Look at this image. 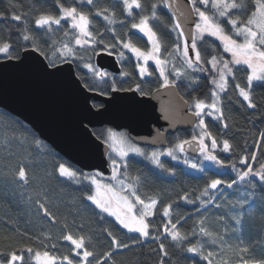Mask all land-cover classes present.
<instances>
[{"label": "snow or ice", "instance_id": "snow-or-ice-1", "mask_svg": "<svg viewBox=\"0 0 264 264\" xmlns=\"http://www.w3.org/2000/svg\"><path fill=\"white\" fill-rule=\"evenodd\" d=\"M119 3L122 8L121 15L124 17L119 20L113 8L100 6L101 0H71V3L68 0H55L58 13L40 10L31 14L17 12L16 6L10 3L7 12L0 11V23L8 29L6 33L0 31V61H22L34 53L35 58L39 60V69L45 73L61 72L64 65H69L70 71L73 65L77 69H87L93 77L101 81L108 78L111 81L108 88H89L85 82L84 87L88 91L99 95L119 91H135L141 96L148 93L141 83L129 88L118 84L112 73L92 62L93 56L106 53L109 56L115 55L121 62L131 57L135 61L139 80L155 76L159 81L157 92L163 88L171 94L169 108L164 110V119L169 121V126L171 127L173 119L180 117L181 123L199 129L198 134L177 138L170 147L148 152L133 143L127 134L108 129L106 134L102 133L97 138L109 149L110 175L106 176L99 170L83 172L63 162L56 164L55 172L59 177L85 186L83 198L98 210L97 215L101 221L110 217L120 229L136 233L134 244L142 242L141 238L158 240L162 229L163 234L170 237L171 241L178 242V247L187 244L184 250L194 256H200L207 264H228L227 260L216 257L212 251L205 254L204 243L200 240L193 242L188 232L181 230L182 222L186 223L187 219H191V215L173 217L174 202L163 205L161 216L165 218L164 223H152L161 201L142 198L139 193L142 176L132 175L129 154L142 157L171 176L176 175V169L166 167L161 160L162 156L183 163L205 176H208V170L203 166L204 161H210L219 168H231L236 172L235 178L231 180L221 178L222 174L209 177L199 195L186 190L177 195L178 201L197 205L196 212L200 215L197 222L199 235L208 238L213 244L222 240V237L206 224V217L200 210L207 211L212 205L221 207L216 201L224 195L222 186L224 189H232L244 184L255 189L256 180L264 185V162H260L259 167L250 164L249 160L259 161L255 153L239 157L243 168H237L235 162L229 163L221 159L216 152L219 145L222 144L221 150L226 153L233 150V145L227 138L218 142L208 130L205 118L220 121L225 129L228 128V124L223 122L224 97L230 87L234 88L247 108L258 107L252 88L254 82L264 84V0H153L150 10L146 9L144 0H119ZM161 8L167 9L171 14L173 23L170 31L175 33V42L171 48L164 43L162 35L153 23L160 20ZM97 17L106 21L107 25L118 22L127 31L121 36L114 27L107 28L106 31L111 34L109 42L105 33L98 31L93 23ZM13 23L17 24L15 33L8 27ZM56 33H62L63 39H53ZM135 35L146 38L147 47H141L133 39ZM207 37L215 38L219 44L206 39ZM89 52L91 55H85ZM237 73L246 75L243 85L237 82ZM120 75L125 78L132 76L127 71H121ZM202 75L210 78V93L203 98L191 96L189 93L191 99H185L179 92L181 84L186 81L185 87L195 92ZM93 107L99 108L100 105L94 104ZM259 135L260 146L264 147V131ZM32 140L37 149H44L41 140L34 136ZM208 140L211 141V147ZM189 150L203 159L199 162L190 160L184 155ZM12 181L21 187L29 184L26 166L22 164L15 170ZM251 195L252 192L244 194L237 199L236 204L243 208L249 203ZM35 202L45 216L55 221L39 193ZM218 219L222 221L224 217ZM233 219L235 224L242 225L243 214ZM82 227L79 232L68 230L62 235L61 239L70 245L68 254L57 257L48 250L34 251L29 247L18 251L9 248L6 253L0 254V264H25V251L34 255L37 264H109L114 252L109 250L98 255L92 250L91 237L83 234ZM104 232L110 238V248L129 247V244L122 242L110 228H105ZM153 232L156 235H153ZM191 235L196 237L197 231L193 230ZM52 247L55 248L56 245L53 244ZM159 249L164 256L169 255L163 242L159 243ZM241 259L242 264H249L248 260ZM160 264H164L163 260ZM259 264H264V261Z\"/></svg>", "mask_w": 264, "mask_h": 264}, {"label": "trees", "instance_id": "trees-1", "mask_svg": "<svg viewBox=\"0 0 264 264\" xmlns=\"http://www.w3.org/2000/svg\"><path fill=\"white\" fill-rule=\"evenodd\" d=\"M71 3V0H68ZM153 0H144L146 9L150 10ZM10 3L16 6L17 12L31 14L35 11L45 10L58 13L55 0H0V11L7 12ZM101 7H110L117 14V19H123L121 15L122 8L119 0H101ZM251 7V5H250ZM87 11V7H85ZM160 20L153 21L157 31L162 35L164 43L171 48L175 42V33L170 31L172 26L171 14L167 9L159 10ZM93 23L96 29L105 33V38L111 42V34L106 31L109 27H114L117 34L123 36L127 29L120 26L117 22L114 25H107L102 18H94ZM15 33L17 24L13 23L8 26ZM67 27V25H65ZM3 23H0V31L7 32ZM135 32V30H133ZM53 39H63L62 33H56ZM133 39L141 46L147 47L146 38L141 35H135ZM206 39L219 44L215 38L207 37ZM85 55H91L86 53ZM95 57L92 62L96 64ZM122 71L132 74L131 77H121L120 74L112 73L118 84L124 88L134 87L136 83H141L143 89L150 93L154 88L159 87V81L155 76L145 78L143 81L138 79L135 69V61L131 57L122 64ZM76 68V67H75ZM77 74L83 84L87 82L88 87L108 88L111 81L105 78L104 81L93 77L87 69H77ZM206 75L201 76L200 84L195 92L186 88V81L181 84L179 92L185 96V99H191V96L204 97L210 93L211 85ZM246 81L244 73H237V82L242 85ZM111 93V92H110ZM109 93V94H110ZM253 98L257 103L256 109H249L238 97L234 88L230 87L227 96L224 97V121L228 128L223 127V123L213 118H205L208 130L219 141L227 138L233 145L231 152H223L222 144L219 145L217 155L226 162H235L237 168H243L239 163V157L246 154L255 153L259 161H251L259 167L260 162H264V147L260 146V132L264 131V84L254 82L252 88ZM108 94V95H109ZM95 105H102L101 102L92 101ZM109 126L94 128V133L98 136L108 130ZM196 129L187 131L180 130L168 138V146L176 142L177 138H188L196 134ZM36 137L44 144V149H37L32 137ZM27 137V139H25ZM211 145V141H207ZM153 148L146 147V150ZM198 162L199 155L192 157ZM162 162L166 167L175 168L176 175L171 176L144 160L142 157L130 156L129 163L132 175L140 174L142 183L139 187V193L142 198L158 199L157 215L152 218L154 225H161L165 218L161 216L163 205L174 202L173 217L176 215H191V219L182 222V231L188 232L189 238L195 242L200 240L204 243L205 254L212 251L216 257L227 260L228 264H242V259L249 261V264H259L264 261V185L255 181V189H251L244 184L234 186L232 189L222 190L224 195L216 203L221 204L220 208L215 205L209 206L207 211L201 209V214L206 217V224L211 230L217 232L222 240H217L215 244L206 237H201L198 233V220L200 215L197 214L196 204H187L177 200V195L186 190L189 193L195 192L199 195L200 189L205 185L209 177H215L222 174L221 178L231 180L235 178L236 172L231 168H219L212 162L205 163L204 167L208 170V176L198 171L192 172L183 163H178L171 158L163 157ZM63 162L74 169L88 172L74 165L59 152H57L49 143L44 141L39 134L21 118L13 115L9 111L0 107V254L6 253L9 248L22 250L33 248L43 252L48 250L52 255H64L70 252L68 242L61 239L62 235L71 230L79 232L82 227L83 234L90 236L92 241V250L98 255L103 252L112 250L113 258L109 264H207L200 256H194L186 252L183 247H178L175 241L161 232L158 240L151 238L139 243H133L136 233H128L122 230L114 223L112 218L105 217L101 221L98 210L85 202V186L80 185L72 180L59 177L55 172L57 163ZM24 165L29 175V184L21 187L12 181L15 170ZM252 192V199L243 208L236 204L237 199L244 193ZM40 194L42 202L46 203L51 217L45 216L42 209L36 204L37 194ZM219 193H217L218 195ZM193 199L195 196L192 197ZM235 205V207H234ZM243 214L242 225L234 222V217ZM224 217L221 221L218 218ZM67 225V228H65ZM105 228H110L118 238L128 243L127 249L110 248V238L104 232ZM193 230L197 231V236L192 237ZM153 235H156L153 232ZM163 242L167 247L168 256H164L159 249V243ZM56 247L53 248L52 245ZM241 249H246L242 252ZM25 264H35L34 255L24 252Z\"/></svg>", "mask_w": 264, "mask_h": 264}, {"label": "water", "instance_id": "water-1", "mask_svg": "<svg viewBox=\"0 0 264 264\" xmlns=\"http://www.w3.org/2000/svg\"><path fill=\"white\" fill-rule=\"evenodd\" d=\"M35 56L33 53L22 61H0V107L29 124L57 152L85 171L110 174L109 149L97 138L94 128L126 130L131 141L151 148L167 147L169 134L193 129L181 123L180 117L169 126L164 110L169 108L171 94L163 88L146 96L135 91L99 95L84 87L75 65L71 71L69 65H64L61 72L45 73ZM95 62L101 69L121 72L115 55L102 53ZM92 101L102 105L95 108ZM186 154L198 156L191 150Z\"/></svg>", "mask_w": 264, "mask_h": 264}, {"label": "rangeland", "instance_id": "rangeland-1", "mask_svg": "<svg viewBox=\"0 0 264 264\" xmlns=\"http://www.w3.org/2000/svg\"><path fill=\"white\" fill-rule=\"evenodd\" d=\"M227 58V57H226ZM125 61V60H124ZM109 129H112V130H114V131H116V132H118V133H125V134H127L126 132H124V131H117V130H115L114 128H109ZM196 134H198V132H199V129H196ZM107 133V130L104 132V134H106ZM133 142V141H132ZM134 143V142H133ZM211 143V142H210ZM136 144V143H135ZM138 145V144H137ZM139 147H141V148H143V149H145L146 150V147H143V146H140V145H138ZM171 146V145H170ZM170 146H167V147H170ZM167 147H159V148H153V149H151V150H148V152H150V151H153V150H162V149H164V148H167ZM209 147H211V145H209ZM147 151V150H146ZM184 155H186L187 156V158H189L190 160H193V161H196V162H198L196 159H194V158H192L191 156H189L188 154H184ZM129 156H135L134 154H129ZM163 157H167V156H162L161 157V159L163 158ZM200 157V160H202L203 158L201 157V156H199ZM168 158H170V157H168ZM208 162H210V161H204L203 162V166L205 165V163H208ZM188 169H190V168H188ZM190 170H192V169H190ZM89 173L90 172H93V171H88ZM192 172H195V170H192ZM200 173V172H199ZM110 175V174H109ZM107 176V175H106ZM256 181H258V180H256ZM244 195V193L241 195V197ZM240 197V198H241ZM252 199V195L249 197V201ZM55 256H57V257H60L61 255H59V254H56ZM35 264H37V262L35 261Z\"/></svg>", "mask_w": 264, "mask_h": 264}, {"label": "flooded vegetation", "instance_id": "flooded-vegetation-1", "mask_svg": "<svg viewBox=\"0 0 264 264\" xmlns=\"http://www.w3.org/2000/svg\"><path fill=\"white\" fill-rule=\"evenodd\" d=\"M123 62H124V61H122V62L119 61V63H120L121 66H122ZM121 71H122V67H121ZM120 73H121V72H120ZM120 73H119V74H120ZM147 78H149V77H147ZM157 88H158V87H157ZM157 88H154L152 91H150V93H148V95L151 94L153 91H155ZM111 128H112V127H111ZM122 131H124V132L127 133L126 130H122ZM179 131H180V130H179ZM179 131H178V132H179ZM176 133H177V132H176ZM176 133H175V134H176ZM170 135H174V134H169V136H170ZM169 136H168V138H169Z\"/></svg>", "mask_w": 264, "mask_h": 264}]
</instances>
